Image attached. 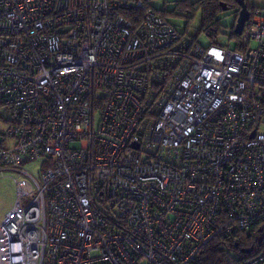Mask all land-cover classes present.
<instances>
[{"label":"built area","instance_id":"1","mask_svg":"<svg viewBox=\"0 0 264 264\" xmlns=\"http://www.w3.org/2000/svg\"><path fill=\"white\" fill-rule=\"evenodd\" d=\"M153 1L0 0V264H193L264 223V15L203 48Z\"/></svg>","mask_w":264,"mask_h":264},{"label":"trees","instance_id":"2","mask_svg":"<svg viewBox=\"0 0 264 264\" xmlns=\"http://www.w3.org/2000/svg\"><path fill=\"white\" fill-rule=\"evenodd\" d=\"M166 1V0H165ZM247 9L250 14V19L245 25V28L249 25L251 19L255 15H264V8H255L251 5L250 0H244ZM222 6H225L226 11H223ZM154 8V7H153ZM154 12L159 15L163 20L170 23L168 18L172 16H182L181 14H188L187 24L193 18L196 13L200 16L199 33L205 35L211 40V44L215 46H221L215 44L214 40L219 37L221 31V17L226 15L234 16V24L230 34V44L233 51L241 52L246 46L241 41V37L234 34V25L237 15L240 11L237 0H196L191 2L189 0L178 1L175 4L174 12L170 13L164 10L153 9ZM173 25L172 23H170ZM174 26V25H173ZM176 28V26H174ZM177 29V28H176ZM178 31V29H177ZM179 32V31H178ZM182 38L188 37L194 44H197L196 38H191L185 34H181ZM225 47V46H222ZM251 250L249 254H245L243 251ZM264 251V223L254 226L247 232H240L234 234L231 238H221L212 241L209 245L204 247L202 252L199 253L193 264H223L224 255L226 252L233 253L239 260L249 259L259 252Z\"/></svg>","mask_w":264,"mask_h":264},{"label":"rangeland","instance_id":"3","mask_svg":"<svg viewBox=\"0 0 264 264\" xmlns=\"http://www.w3.org/2000/svg\"><path fill=\"white\" fill-rule=\"evenodd\" d=\"M178 1L182 0H155L151 3V5L158 10H166L167 12H174L175 4ZM194 2L196 0H189ZM180 17L172 16L169 17L168 20L172 23L181 34L187 33V35L191 38H196L197 44L203 48L210 46L211 40L205 35L199 33L200 27V16L199 13H196L193 18L187 24L188 14H181ZM234 24V16L226 15L221 17V31L218 38L214 40L215 44L221 46H227L230 44V34L231 29ZM245 29V28H244ZM5 129V126L2 122H0V132ZM1 135H0V143H1ZM42 166V161L34 162L26 166V169L29 170L32 174L36 175L40 167ZM16 201V193L14 189L13 182L10 177L0 178V216L6 214L15 204Z\"/></svg>","mask_w":264,"mask_h":264},{"label":"water","instance_id":"4","mask_svg":"<svg viewBox=\"0 0 264 264\" xmlns=\"http://www.w3.org/2000/svg\"><path fill=\"white\" fill-rule=\"evenodd\" d=\"M237 3L240 8V11L237 15L236 22L234 25V34L237 36H241L244 31L245 25L248 23L250 19V14H249V11L247 9V6L244 0H237ZM222 8H223V11H226L225 6H222ZM243 252L245 254H249L251 250H246Z\"/></svg>","mask_w":264,"mask_h":264},{"label":"crops","instance_id":"5","mask_svg":"<svg viewBox=\"0 0 264 264\" xmlns=\"http://www.w3.org/2000/svg\"><path fill=\"white\" fill-rule=\"evenodd\" d=\"M250 3L255 8H264V0H250Z\"/></svg>","mask_w":264,"mask_h":264}]
</instances>
